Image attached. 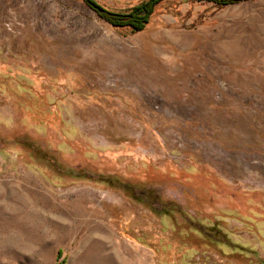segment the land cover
I'll return each mask as SVG.
<instances>
[{
	"label": "rangeland",
	"instance_id": "1",
	"mask_svg": "<svg viewBox=\"0 0 264 264\" xmlns=\"http://www.w3.org/2000/svg\"><path fill=\"white\" fill-rule=\"evenodd\" d=\"M0 264H264V0H0Z\"/></svg>",
	"mask_w": 264,
	"mask_h": 264
},
{
	"label": "trees",
	"instance_id": "2",
	"mask_svg": "<svg viewBox=\"0 0 264 264\" xmlns=\"http://www.w3.org/2000/svg\"><path fill=\"white\" fill-rule=\"evenodd\" d=\"M98 15L105 21L115 27H130L134 31H142L149 23L156 6L161 0H148L135 7L127 13L111 12L101 8L92 0H86ZM215 1L218 5L227 6L237 2V0H211ZM166 213V209H162Z\"/></svg>",
	"mask_w": 264,
	"mask_h": 264
},
{
	"label": "bare ground",
	"instance_id": "3",
	"mask_svg": "<svg viewBox=\"0 0 264 264\" xmlns=\"http://www.w3.org/2000/svg\"><path fill=\"white\" fill-rule=\"evenodd\" d=\"M90 248H91V251H94V249H95V248H93V247H90ZM73 263H74V261H73Z\"/></svg>",
	"mask_w": 264,
	"mask_h": 264
}]
</instances>
